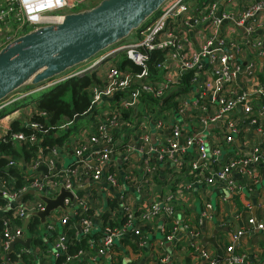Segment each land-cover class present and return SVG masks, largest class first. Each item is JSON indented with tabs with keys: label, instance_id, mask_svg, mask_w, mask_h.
I'll list each match as a JSON object with an SVG mask.
<instances>
[{
	"label": "built area",
	"instance_id": "1",
	"mask_svg": "<svg viewBox=\"0 0 264 264\" xmlns=\"http://www.w3.org/2000/svg\"><path fill=\"white\" fill-rule=\"evenodd\" d=\"M2 1L0 48L38 26L60 23L65 13L83 9L80 8L83 5L88 7L94 0ZM200 2L168 0L128 41L118 43L58 78L30 90L17 91L0 101L2 141L6 139L7 125L37 108L36 105H25L22 111L17 108L4 111L11 100L65 80L76 71H81L78 76L96 72L98 78L89 86L90 106L82 113L95 117L75 132L70 131L74 120L61 125L59 130L69 128L68 139L49 143L47 133H41L39 125L28 119H23V127L28 125L40 135L22 131L13 133L16 145L25 142L30 148L36 147L27 150L33 154L29 160L21 146L16 148L20 154L8 155L5 168L20 170L23 174L21 186L12 188L13 177L9 180L0 178V212H4L0 218V247L3 251L14 238L24 240L35 235L28 229V224L27 229L24 228L26 218L30 220L32 212L44 208L40 194L54 197L61 188L74 195L73 199H64L67 209H53L43 224L37 220V224L49 230L52 236L50 260L44 264H77L89 257V249L96 247L104 253L114 240L127 238L130 234H137L142 239L143 225L150 224L161 214L167 218L174 216V193L183 181L184 191L195 184L209 187L220 183L230 194L237 195L258 180L264 167V0H212L202 6ZM193 39H196V48L192 46ZM120 52L124 54L122 59L117 58ZM125 59L141 70L120 68L118 64ZM188 72L192 73V78L190 84L184 86L182 77ZM113 97L118 103L107 104L96 114L95 105ZM142 104H150L153 110L141 111L138 118L131 121L130 116L141 109ZM184 109V114L187 109L189 112V126L182 127L175 121L169 124L173 111ZM150 121L154 123V129L161 132L154 145L150 143L147 126ZM214 123L223 124L227 132L204 141L203 129ZM128 127L132 129L129 136L120 138L119 133ZM252 128L260 132L259 142L249 137ZM59 130L49 136H58ZM237 135L242 147L235 149L231 142ZM138 138V144L134 145L133 141ZM162 145L166 148L164 152L159 151ZM153 147L159 148L155 151H159L157 157L165 156L161 164L153 156ZM69 149L80 159V164L61 167L58 159ZM228 150L229 153L223 156ZM134 152L142 157L140 168L136 167ZM221 153V159H215ZM210 155L213 159L209 162ZM114 157L121 159L126 190L139 192V204L136 208L129 204L121 208L108 206L110 213L102 218L100 236L88 238L87 247L70 252L69 229L79 226L85 234L92 231L93 215L79 216L83 210L98 206L100 200L99 194L91 188L79 195L76 187L84 178L94 181L104 178L114 189L120 190L123 185L119 169L111 163ZM40 165H44L46 171L40 169ZM235 174L238 177H234ZM175 179L180 181L172 190ZM157 188L158 193L155 192ZM29 190L33 193H27ZM119 199L121 201V197ZM201 204L199 223L211 219L213 209V204L204 196ZM247 206L250 208L252 204ZM255 206L260 210L259 216L248 215L244 228H234L228 233L223 259L217 260L202 248L199 264H241L244 261V256L237 253L235 247L245 231L264 229V192ZM184 220L191 221L189 218ZM176 221L174 225H177ZM186 223L190 233L187 243L196 250L199 231ZM175 228L173 226L172 230ZM166 237L171 239L173 233ZM154 250L159 255V246H154ZM25 251L35 249L27 247ZM17 252L21 253L23 249L18 248ZM61 256L64 258L57 262ZM164 258L161 256L160 259Z\"/></svg>",
	"mask_w": 264,
	"mask_h": 264
},
{
	"label": "crops",
	"instance_id": "2",
	"mask_svg": "<svg viewBox=\"0 0 264 264\" xmlns=\"http://www.w3.org/2000/svg\"><path fill=\"white\" fill-rule=\"evenodd\" d=\"M129 39L125 40L128 41ZM192 46L196 48V39H193ZM111 103H118L114 101V97L111 99H102L95 106V112H101L104 108L103 106ZM101 107L99 109L98 107ZM151 105H141V109L135 111L131 116L130 120L134 121L140 115L141 111H152L150 107ZM157 112V110H155ZM179 112V113H177ZM185 109L183 111L174 110L171 114L169 124L173 121L180 124L182 127L189 126L188 118L189 112L188 109L186 114H184ZM95 115H84V118L81 119L79 124H75L74 127L70 128V131L75 132L79 128L87 125L89 121L94 119ZM149 134H150V143H153L158 140L161 132L154 129V123L151 121L147 123ZM132 129L130 127L125 128L122 133H119L120 138H126L129 136ZM227 129L222 124H210L206 128L203 129L202 133L206 132V135L202 137L204 141H211L215 136H221L224 132L226 133ZM249 137L254 141H260L261 135L260 132L256 128H252L249 130ZM201 133V136H202ZM66 135L64 139H68ZM138 139L133 141V144H138ZM234 148H241L242 143L240 137L237 135L234 138V141L231 142ZM208 148H210L208 146ZM166 148L162 145V147L157 148L153 147L152 151H162L164 152ZM158 151V152H159ZM158 152L153 154L154 158L160 163L162 159H165L163 156L160 159V156L157 157ZM225 152V151H224ZM229 153V150L224 153L225 156ZM93 154V153H92ZM136 160V167L140 168L143 160L138 152L133 153ZM88 153H86L83 157L86 159ZM222 153L217 156L215 159H221ZM69 158V161L66 162V159ZM213 156H209V162L212 161ZM215 159L213 162H215ZM80 159H78L72 151L69 149L66 153H63L61 157L58 159L59 165L61 167H65L69 164H80ZM111 163L114 167L118 168L119 176L122 179L123 187L118 190L114 189L109 183H107L104 178L94 181L90 178H84L81 185L76 187L78 190H83L85 192L88 189H92L96 193L99 194V205L94 206L95 213L92 217L93 228L92 233L96 234L97 237L102 233L101 225L102 218L106 217L110 211L107 208L108 206H115L117 208L123 207L125 204H129L132 208H136L140 201L139 192H134L131 189H127L125 187L124 175L122 170V162L119 157L112 158ZM162 163V162H161ZM160 163V164H161ZM162 169H165L164 166H161ZM234 177H238V175H234ZM182 186H179L174 193V201H176V213L173 217H165V215L161 214L158 217L147 225H143L142 239L136 236H130L129 238H120L113 241L112 245L109 247V250L100 253L96 247L89 249V257L82 260V264H199L201 263L202 256L200 254V249H205L209 251L211 256H214L217 260H222L225 253V244L227 241L228 233L234 228H244L246 226V218L248 215L259 216L260 210L255 206V202L259 199V196L264 192V167L261 168L259 172L258 180L250 185L246 186L241 190V192L237 195L230 194L227 189L220 183H214L211 186L207 187L202 184H195L192 188L183 190ZM156 188V187H155ZM159 189H155V192L158 193ZM125 194V199H123V195ZM202 196L207 198L209 202L213 205L212 209V218L203 220L199 223L198 216L201 211V199ZM121 197V201L120 198ZM250 203L252 206L248 208L247 204ZM4 212H0V218ZM106 214V215H105ZM105 215V216H104ZM184 218H189L191 221L184 220ZM175 220L177 225H174ZM188 222L190 226L194 225V227L199 231V237L197 238V249L190 246L187 242L190 238L189 227L187 226ZM173 226H176L175 230ZM36 227L39 228L38 234L43 236L44 243L42 244H34L30 242L29 247L35 249L32 251L33 253V261L35 264H44V261L47 262L50 260L51 253V245H52V236H50L49 230L40 227L36 223ZM188 227V228H187ZM77 233H82V230L76 227ZM2 231V228H1ZM81 231V232H80ZM35 233L34 231H31ZM168 233H173V237L168 239L166 235ZM36 235V233H35ZM34 235V236H35ZM215 237V241L218 246L221 247L222 254L219 256L216 246L204 238L207 237ZM30 237V236H28ZM96 237V238H97ZM26 239V238H25ZM32 240V238H30ZM140 240L143 242L140 243ZM10 246V245H9ZM154 246H159L160 253H156L154 250ZM18 248H22L24 253L29 251H25L27 248L22 244H16L12 251H15L18 256H20L17 252ZM9 247L7 250L3 251L0 247V257H3L5 261H7L10 251ZM235 251L244 256V261L241 264H264V229L251 228L241 236L240 241L235 247ZM161 256H165L163 260H161ZM2 259V258H1ZM17 261V260H16ZM13 261L12 263H15ZM4 264V263H3ZM6 264V263H5ZM81 264V263H79ZM222 264V263H218Z\"/></svg>",
	"mask_w": 264,
	"mask_h": 264
},
{
	"label": "water",
	"instance_id": "3",
	"mask_svg": "<svg viewBox=\"0 0 264 264\" xmlns=\"http://www.w3.org/2000/svg\"><path fill=\"white\" fill-rule=\"evenodd\" d=\"M166 1L99 0L92 6L65 13L58 24L41 25L17 36L0 48V101L23 86H37L75 70L124 42L153 18ZM39 168L46 171L44 165ZM73 196V192L64 188L54 197L40 194L45 206L30 215L43 224L53 209H67L64 199H73ZM28 222L27 217L25 229ZM204 240L216 246L219 256L222 254L214 236ZM30 242V237L14 238L9 250L16 244L28 247Z\"/></svg>",
	"mask_w": 264,
	"mask_h": 264
},
{
	"label": "trees",
	"instance_id": "4",
	"mask_svg": "<svg viewBox=\"0 0 264 264\" xmlns=\"http://www.w3.org/2000/svg\"><path fill=\"white\" fill-rule=\"evenodd\" d=\"M99 0L92 1L89 6L96 4ZM212 0H201L200 5L203 3H209ZM84 6L83 8H85ZM120 68L130 67L131 71H140L141 68L135 66L128 60H122L121 63L118 64ZM192 78V73L188 72L183 74L182 84L184 86H188L190 84ZM96 72H92L91 74H85L82 76H75L72 78H67L64 81L57 82L54 86L50 87L44 93H42L39 98L36 100V109L32 110L30 115L25 116L24 114L21 117L15 118L9 125H7L5 140L0 141V152L3 153V156L0 157V178H4L9 180V177H13L15 179V183L12 185V188L19 187L22 185L23 174L19 169L15 167L5 168L9 160L10 154H20L16 148L20 146L25 150V158L26 160L30 159V154L33 156L32 152L27 150L34 149L35 145H32V148L25 142L22 144L16 145L14 143L13 133L17 131H22L25 134H30L32 132L36 133V135H40L39 132H35V130L30 126L23 127V119H28L33 121L39 125L42 129L41 133H47V140L49 143L51 142H59L64 139V137L68 134V129L59 130L61 125L70 120H76L78 117H81L82 113L87 110L90 106V93L89 86L97 81ZM3 112V111H2ZM74 127V126H73ZM60 134L58 136H49V134L53 131H58ZM180 179H175L172 183L171 189L177 186ZM10 185V184H9ZM79 195H82L83 190L77 191ZM95 213L94 208H87L82 211V214L79 217H87L89 215H93ZM106 215V214H105ZM104 215V216H105ZM199 216V215H197ZM38 218L36 216H32L28 222V229L34 231L36 233L35 236L32 237V245L34 244H42L44 243L43 236L38 234L39 228L36 227ZM73 221L74 219L71 218ZM2 224L0 222V232H1ZM56 232V231H54ZM69 238H72V242L69 245V251L74 252L79 248H85L88 246L87 239L88 238H96L97 235L93 234L91 231L89 233H77L76 228H71L68 231ZM78 235V237L76 236ZM80 236V237H79ZM133 236L135 238L137 234H130L127 236L129 238ZM46 237H51L46 236ZM15 251H10L8 260L5 261L3 257H0V264H35L33 261V253L27 252L18 256ZM2 258V259H1ZM64 257L61 256L58 258L57 262H60ZM17 260V261H16ZM16 261L15 263H12ZM83 263L77 262V264Z\"/></svg>",
	"mask_w": 264,
	"mask_h": 264
},
{
	"label": "rangeland",
	"instance_id": "5",
	"mask_svg": "<svg viewBox=\"0 0 264 264\" xmlns=\"http://www.w3.org/2000/svg\"><path fill=\"white\" fill-rule=\"evenodd\" d=\"M1 3L3 2L2 0H0ZM193 1H196V0H191V2ZM197 1H200V0H197ZM85 5L81 6L80 8L84 7ZM79 9V8H78ZM124 57V54L122 52H120L118 55H117V58L119 59H122ZM80 66H83V65H80ZM79 66V67H80ZM34 85H27V86H23V88L19 89L18 91H22V90H30L31 88H33ZM48 88H44V89H37V90H32L30 91L25 97L23 98H19L18 100L14 101V103L12 102L11 104H8V106L5 107L4 111H10L14 108H17L19 109V111H22L24 108L25 105L27 106H32V105H36L35 102L36 100L39 98V96L44 93ZM99 109H101V107L99 106L98 107ZM93 114V113H92ZM89 115V114H87ZM84 118V115H82L81 117H78L72 124H71V127L75 124H79L81 119ZM206 135V132L205 133H202V137H204ZM69 161V158L66 159V162ZM177 202L174 201L173 204H176Z\"/></svg>",
	"mask_w": 264,
	"mask_h": 264
},
{
	"label": "bare ground",
	"instance_id": "6",
	"mask_svg": "<svg viewBox=\"0 0 264 264\" xmlns=\"http://www.w3.org/2000/svg\"><path fill=\"white\" fill-rule=\"evenodd\" d=\"M88 67H90V66H88ZM80 73H81V71H76V72H74V73H71L70 75H68V78H72V77L78 76V75H80ZM57 82H60V81H57ZM57 82L52 83V84H50V85H48V86H46V87H42V88H40V89L50 88V87L54 86L55 84H57ZM27 94H28V93H27ZM27 94H26V95H27ZM26 95L20 96V97L14 99V100L16 101V100H18L19 98H23V97H25ZM11 102L14 103L13 100H11V101L8 102V103H7V102H5V103H7V106H8V104H10ZM11 105H12V104H11Z\"/></svg>",
	"mask_w": 264,
	"mask_h": 264
}]
</instances>
